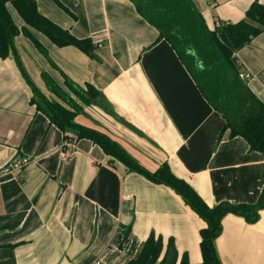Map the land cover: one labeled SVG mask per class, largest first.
Segmentation results:
<instances>
[{
	"label": "crops",
	"instance_id": "0c3cea01",
	"mask_svg": "<svg viewBox=\"0 0 264 264\" xmlns=\"http://www.w3.org/2000/svg\"><path fill=\"white\" fill-rule=\"evenodd\" d=\"M35 1L52 22L95 46L92 55L59 47L30 28L49 61L24 34L14 38L28 75L46 97L57 99L42 72L65 91L62 74L80 86L89 83L121 121L67 91L83 107L76 122L106 132L149 171L166 162L210 206L256 202L264 186V151L222 133V115L131 0ZM191 1L209 29L241 20L253 2ZM7 8L15 24L25 26L10 3ZM234 55L239 73L250 74L247 86L264 102V30ZM31 97L14 59L0 58V264H125L151 232L164 244L172 238L179 257L201 261L205 222L179 195L130 171L87 138L72 140L67 132L66 139ZM19 157L28 163L3 171ZM221 224L215 240L221 264H264V209L254 223L228 213Z\"/></svg>",
	"mask_w": 264,
	"mask_h": 264
},
{
	"label": "trees",
	"instance_id": "16d2710c",
	"mask_svg": "<svg viewBox=\"0 0 264 264\" xmlns=\"http://www.w3.org/2000/svg\"><path fill=\"white\" fill-rule=\"evenodd\" d=\"M137 12L158 31V39H166L192 76L196 86L225 120L222 133L243 137L252 151H264V102L261 101L240 77L234 53L264 30V4L253 0L245 11V17L236 22H219L209 29L201 13L191 0H131ZM10 3L25 26L19 28L8 8ZM34 29L45 35L52 43L61 47L73 45L92 55L94 44L90 38H78L43 15L35 0H0V58L12 57L25 82L32 90L31 103L45 113L67 139L87 138L97 144L107 155L119 160L130 171L138 172L154 183L170 187L204 222L199 229L201 261L190 262L187 255L181 257L172 238L166 244L161 235L151 232L142 242L136 255L125 264H221L215 240L222 230V218L228 214L242 216L254 223L264 209V186L254 203H231L221 201L208 205L183 179L171 171L163 162L154 171H149L133 159L106 132L75 121L83 107L67 91L63 90L50 75L41 73L47 89L58 99H48L42 94L28 75L14 45L20 33L27 36L37 49L48 58L45 48L31 33ZM50 61V59L48 58ZM52 64V63H51ZM53 65V64H52ZM63 85L83 105H97L106 112L117 115L104 103L99 90L91 84L84 86L73 82L62 74ZM126 125H129L125 122ZM130 126V125H129ZM132 127V126H131ZM133 128V127H132ZM129 229L123 233L128 238Z\"/></svg>",
	"mask_w": 264,
	"mask_h": 264
},
{
	"label": "built area",
	"instance_id": "2783aa9c",
	"mask_svg": "<svg viewBox=\"0 0 264 264\" xmlns=\"http://www.w3.org/2000/svg\"><path fill=\"white\" fill-rule=\"evenodd\" d=\"M219 22H215V25H218ZM240 77L243 80H247L250 78V74L249 72H244V73H240ZM28 158L27 157H19L15 160H12L11 162H9L5 167L3 171H13V170H19L21 169L24 165H26L28 163Z\"/></svg>",
	"mask_w": 264,
	"mask_h": 264
},
{
	"label": "rangeland",
	"instance_id": "374dc122",
	"mask_svg": "<svg viewBox=\"0 0 264 264\" xmlns=\"http://www.w3.org/2000/svg\"><path fill=\"white\" fill-rule=\"evenodd\" d=\"M40 91V90H39ZM69 93H70V91L69 90H67ZM41 93H42V91H40ZM42 94H44V93H42ZM72 96H74L72 93H70ZM45 95V94H44ZM46 96V95H45ZM75 97V96H74ZM48 98V97H47ZM76 98V97H75ZM48 99H54V98H48ZM77 99V98H76ZM55 100H58V99H55ZM79 123V122H78ZM83 124V123H82ZM88 126V125H87ZM91 127V126H90Z\"/></svg>",
	"mask_w": 264,
	"mask_h": 264
}]
</instances>
